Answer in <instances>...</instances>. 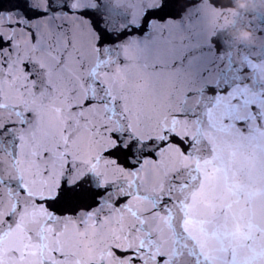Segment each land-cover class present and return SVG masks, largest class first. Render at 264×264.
<instances>
[{"label":"snow or ice","instance_id":"snow-or-ice-1","mask_svg":"<svg viewBox=\"0 0 264 264\" xmlns=\"http://www.w3.org/2000/svg\"><path fill=\"white\" fill-rule=\"evenodd\" d=\"M207 7L0 0V264H264V86Z\"/></svg>","mask_w":264,"mask_h":264},{"label":"water","instance_id":"water-1","mask_svg":"<svg viewBox=\"0 0 264 264\" xmlns=\"http://www.w3.org/2000/svg\"><path fill=\"white\" fill-rule=\"evenodd\" d=\"M246 3L247 8H240V3ZM208 7L205 11V25L221 44L230 49L234 59L239 62L237 49L242 48L251 52V63L246 65L251 71L244 82L243 91L247 95H255L264 86V50L256 33L249 26L250 19H264V5L261 0H206ZM229 23L225 24L224 21ZM248 30L253 34L254 45L235 39L234 33Z\"/></svg>","mask_w":264,"mask_h":264},{"label":"clouds","instance_id":"clouds-1","mask_svg":"<svg viewBox=\"0 0 264 264\" xmlns=\"http://www.w3.org/2000/svg\"><path fill=\"white\" fill-rule=\"evenodd\" d=\"M261 4L264 5V0H261ZM239 6L242 9L248 7V5L246 3H243V2H241ZM224 23L227 24V23H229V21L226 19L224 21ZM234 37H235V39H237L238 41L243 42V43H247L250 45H254V43H255V41L253 39V34L246 29L241 30L238 33H234Z\"/></svg>","mask_w":264,"mask_h":264}]
</instances>
